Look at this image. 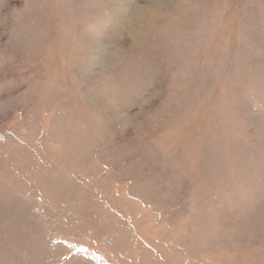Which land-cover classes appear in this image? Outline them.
I'll use <instances>...</instances> for the list:
<instances>
[{
    "label": "rangeland",
    "instance_id": "rangeland-1",
    "mask_svg": "<svg viewBox=\"0 0 264 264\" xmlns=\"http://www.w3.org/2000/svg\"><path fill=\"white\" fill-rule=\"evenodd\" d=\"M0 264H264V0H0Z\"/></svg>",
    "mask_w": 264,
    "mask_h": 264
}]
</instances>
